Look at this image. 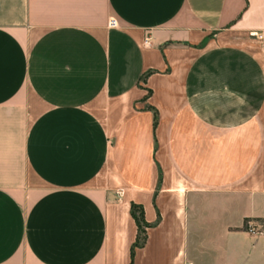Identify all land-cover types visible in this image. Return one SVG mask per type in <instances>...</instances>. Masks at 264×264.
I'll return each mask as SVG.
<instances>
[{
  "label": "crops",
  "instance_id": "obj_1",
  "mask_svg": "<svg viewBox=\"0 0 264 264\" xmlns=\"http://www.w3.org/2000/svg\"><path fill=\"white\" fill-rule=\"evenodd\" d=\"M247 221L264 0H0V264H259Z\"/></svg>",
  "mask_w": 264,
  "mask_h": 264
},
{
  "label": "trees",
  "instance_id": "obj_2",
  "mask_svg": "<svg viewBox=\"0 0 264 264\" xmlns=\"http://www.w3.org/2000/svg\"><path fill=\"white\" fill-rule=\"evenodd\" d=\"M131 215L138 226V236L134 245H141L144 242L143 228L145 226V223L142 218V210L139 207L132 205Z\"/></svg>",
  "mask_w": 264,
  "mask_h": 264
},
{
  "label": "rangeland",
  "instance_id": "obj_3",
  "mask_svg": "<svg viewBox=\"0 0 264 264\" xmlns=\"http://www.w3.org/2000/svg\"><path fill=\"white\" fill-rule=\"evenodd\" d=\"M251 37L257 38V36L250 35ZM258 39V38H257ZM250 227H253V231L250 230ZM246 228L255 234H264V222L254 221V222H246ZM259 264H264V260H262Z\"/></svg>",
  "mask_w": 264,
  "mask_h": 264
},
{
  "label": "built area",
  "instance_id": "obj_4",
  "mask_svg": "<svg viewBox=\"0 0 264 264\" xmlns=\"http://www.w3.org/2000/svg\"><path fill=\"white\" fill-rule=\"evenodd\" d=\"M109 26H116L117 25V21L114 18H111L108 22ZM253 36H257L258 39H261L263 34L262 33H254ZM250 230L253 231V227H250Z\"/></svg>",
  "mask_w": 264,
  "mask_h": 264
}]
</instances>
